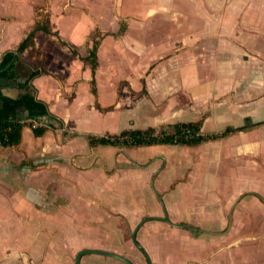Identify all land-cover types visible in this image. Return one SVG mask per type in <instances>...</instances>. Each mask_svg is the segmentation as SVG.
Masks as SVG:
<instances>
[{
	"label": "crops",
	"instance_id": "crops-1",
	"mask_svg": "<svg viewBox=\"0 0 264 264\" xmlns=\"http://www.w3.org/2000/svg\"><path fill=\"white\" fill-rule=\"evenodd\" d=\"M92 3L99 7L76 13L75 5ZM223 3L0 0V61L35 33L33 45L17 53L13 77L0 70V95L17 99L32 92L58 120L54 128L44 124L48 119L43 121L46 128L40 136L25 124L18 143L0 146V264H71L84 249L119 254L116 242L123 241L124 220L161 217L151 183L171 223L204 231L225 228L226 213L235 219L239 210L259 199L257 194L264 196L262 174L246 171L250 168L243 162L244 168L236 169L235 153L226 146L227 140L254 128L196 145L124 147L92 145L88 139L127 129L172 133L177 124L197 121L203 133L212 134L253 122L246 117L240 125L223 127L227 110L213 101L215 92L220 96L228 83L229 70L221 68L228 53L264 47V0H233L226 13L221 11ZM126 4L132 7L134 25L119 33L108 20L124 15ZM244 6L252 10L244 12ZM43 11L48 32L36 28L45 18ZM97 32L101 34L95 49ZM128 47L132 59L119 57ZM93 49L94 69L88 60ZM150 67L144 80L147 94H140L134 76ZM35 70L40 72L28 87L20 86ZM211 103L214 111L208 107ZM17 118L25 120L27 112L19 110ZM150 228L175 227L148 221L137 231L151 264H264L261 238L237 241L203 232L174 240L153 236L162 245L158 262L154 243L145 235ZM167 243L169 252L163 246ZM80 264L124 263L85 254Z\"/></svg>",
	"mask_w": 264,
	"mask_h": 264
},
{
	"label": "rangeland",
	"instance_id": "rangeland-1",
	"mask_svg": "<svg viewBox=\"0 0 264 264\" xmlns=\"http://www.w3.org/2000/svg\"><path fill=\"white\" fill-rule=\"evenodd\" d=\"M225 1L226 3H223L225 5L221 4L220 7L221 11H224L226 13L227 11L232 9L233 0ZM95 4H83L84 6L75 5V8L77 10L76 13L81 12L83 8H98L99 5ZM44 6L45 5L42 4L39 9ZM125 6H127V10L124 15H119L118 18L114 19L113 21H111V19L108 20V24L110 27L112 26V23H114V28H116L117 30L119 28V33L125 32L128 26L130 28L134 25V14L131 11L132 7L130 4H126ZM251 10V6H244L242 8V11L244 12H249ZM46 15L47 13L45 12V18L41 20L40 25L49 27ZM99 15L100 14L96 13L97 17H99ZM92 18L95 19L94 15ZM97 21L100 20H95V22ZM223 21L226 22V19H224ZM261 22L262 25H260V32L264 34V20H261ZM159 26L162 25L160 24ZM100 34L101 32H97V38H95L94 40L93 47L95 49H97ZM254 47L256 50H246L243 53H228V57L226 59L227 62L221 66L222 69L229 70V72H226L228 76V83H226L224 88L219 90L221 94L220 96L217 97V93L215 92V98L213 103L217 106L218 109H222L225 107L227 110L226 118L229 119H227V121L223 123V127H226L230 124L240 125L243 123L246 117H249L253 122L264 120V47L262 46V48H257L254 45L250 48ZM125 51L127 52H121L122 54L120 53L119 57L123 56L124 58L132 59V50L128 47L125 48ZM124 54L128 55L125 56ZM152 69L153 67L147 68L146 71H143V73L141 72V75L134 76L136 80L139 79L138 81L140 83V94H147L144 80L146 79L148 72ZM201 70H203L202 67ZM131 75L132 74L130 73H125V76L129 77V81L133 80ZM222 92L224 94H222ZM206 107H202L203 111H205ZM208 107L211 111L215 110L212 103ZM219 124L222 125L221 123ZM227 142V149L235 153V157L232 160L237 164L236 169H238L239 167L240 169L244 168L243 165H241V162H243V164L245 163L246 169L247 167L250 168L246 171H252L254 176L262 174V177L264 178V126L254 128L252 132L243 135H237L227 140ZM130 161L135 163L131 159ZM138 166L140 168L144 167V165ZM250 195L255 196L254 192H251ZM256 197L259 199L252 200L255 201V204L251 202L250 204L244 206V209H241L239 210V212L236 213L235 219L231 218L232 212L226 213L227 221L225 224V228L218 229V231L205 230L207 233L204 234L218 236L230 235L234 237V239L237 238V241L241 239V237H258L264 241V196L257 194ZM160 216H163L162 212ZM144 217L146 216H143L139 219H143ZM139 219L136 216V218L133 219L131 223L129 221L124 220L123 241L118 243L116 242V248L118 249L119 254L127 257L133 263L146 264L144 256L138 249L134 247L130 239V231L134 229V226L139 221ZM184 231L186 230H180L179 228H171L168 230H163L159 228L146 229L145 235L151 237L153 241L152 243H154L153 252H155V255L157 254V256H159L158 262H162L163 259L161 258L163 256L160 252L162 245L161 243H155V240L152 237L161 236L160 238H162L163 236H165L166 239L174 240L175 237L178 235H193L189 231ZM163 246L167 247V249L165 248L164 250L169 252L170 244L167 243V245ZM74 260L71 261V264H74Z\"/></svg>",
	"mask_w": 264,
	"mask_h": 264
},
{
	"label": "trees",
	"instance_id": "trees-1",
	"mask_svg": "<svg viewBox=\"0 0 264 264\" xmlns=\"http://www.w3.org/2000/svg\"><path fill=\"white\" fill-rule=\"evenodd\" d=\"M36 28L37 30L48 32V28L40 24H37ZM34 35V32H30L15 51L6 52L2 56L0 70L3 76L10 73V76L13 77L12 68L14 61L18 58L17 53H21L33 45ZM88 60L92 69H94L96 65L94 49L89 53ZM39 72V70L31 71L29 78L20 86L27 88L29 81L37 76ZM21 109L27 112V118L25 120L17 118V113ZM47 119L50 121L49 126L54 128V122H58V120L49 114L45 104L35 99L32 92H26L17 99L0 95V146H11L18 143L20 141L21 129L25 124L32 127L33 122L39 123L37 127H32V129L35 135L40 136L46 128L42 122ZM201 123V121H197L177 124L174 126L172 133H166L161 129L156 130L153 128L146 130L127 129L119 134H105L101 137L88 136V139L92 145L100 144L124 147L150 146L156 144L196 145L207 140L225 138L234 132H243L264 126V120L255 123L247 120L240 127L229 126L221 132L206 134L201 131ZM58 124L59 128H62L61 123L59 122Z\"/></svg>",
	"mask_w": 264,
	"mask_h": 264
},
{
	"label": "water",
	"instance_id": "water-1",
	"mask_svg": "<svg viewBox=\"0 0 264 264\" xmlns=\"http://www.w3.org/2000/svg\"><path fill=\"white\" fill-rule=\"evenodd\" d=\"M50 122V121H48ZM46 122L44 123L45 125H48L49 123ZM151 189L153 190V192L155 193L159 203H160V206H161V209H162V213H163V216L162 217H159V216H147L143 219H141L137 225L134 227V229L132 231H130V239H131V242L132 244L134 245V247L136 249H138L142 255L144 256V259H145V262L146 264H151V259L148 255V253L145 251V249L138 243L137 239H136V234H137V231L139 230V228L146 222L148 221H161V222H165V223H168L169 225H172L173 227L175 228H179V229H185L189 232H191L194 236H197V234L199 233H207L206 231H203V230H200V229H196V228H193V227H190L189 225L187 224H174V223H171L169 218H168V214H167V211L165 209V205L161 199V197L158 195V193L156 192L154 186H153V183H151ZM85 254H95V255H101V256H106V257H111V258H114L116 260H119L121 262H123L124 264H134L132 261H130L128 258L120 255V254H117V253H113V252H110V251H103V250H91V249H84V250H81L79 251L76 256H75V260H74V264H80V259L83 255Z\"/></svg>",
	"mask_w": 264,
	"mask_h": 264
},
{
	"label": "built area",
	"instance_id": "built-area-1",
	"mask_svg": "<svg viewBox=\"0 0 264 264\" xmlns=\"http://www.w3.org/2000/svg\"><path fill=\"white\" fill-rule=\"evenodd\" d=\"M38 125H39V123H37V122H33L32 127L35 128V127H37Z\"/></svg>",
	"mask_w": 264,
	"mask_h": 264
}]
</instances>
